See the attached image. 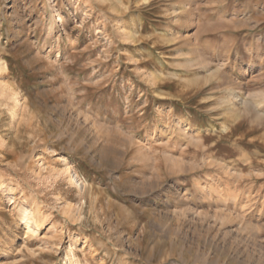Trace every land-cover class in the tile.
Segmentation results:
<instances>
[{
  "label": "rangeland",
  "instance_id": "obj_1",
  "mask_svg": "<svg viewBox=\"0 0 264 264\" xmlns=\"http://www.w3.org/2000/svg\"><path fill=\"white\" fill-rule=\"evenodd\" d=\"M0 58V264H264V0H0Z\"/></svg>",
  "mask_w": 264,
  "mask_h": 264
},
{
  "label": "bare ground",
  "instance_id": "obj_2",
  "mask_svg": "<svg viewBox=\"0 0 264 264\" xmlns=\"http://www.w3.org/2000/svg\"><path fill=\"white\" fill-rule=\"evenodd\" d=\"M49 19H55V21L52 20L53 21L52 27H51L52 31H54V29H56L57 26L63 25L64 22L67 20L66 17L61 14V11L59 9L53 10L52 13H50V15H49ZM18 25H19V23L15 22V24L13 26L16 27ZM117 25H118L117 28L121 29L122 28V20H118L117 21ZM13 33H14V31L12 30V34ZM175 34H176V32H175ZM59 40H60V37H58L54 42L59 41ZM67 40H68V37H67ZM53 43L46 44L45 45L46 47L42 48V50L43 49H47V50L48 49H52L53 46H54ZM58 57H60L59 52H57V54H56V58H58ZM200 57H201V55H200ZM7 68H8V65H7L6 61L3 58H0V74L5 72V71H7ZM246 71H247L246 67H238L236 75H241V74L245 73ZM0 79H1L0 80V95L1 96H6L7 99L9 100V102H10L9 112H10V115H11L12 119H14L18 115V111H19L18 95H17L16 91H14L12 89V87L10 88L9 87L10 85H8L6 83V81L3 80L4 78L0 77ZM230 99H231L230 103L232 104L233 107H237V104H239L244 109L255 110V112L257 114L256 116L263 115V113L259 111L260 108L257 110L255 102L250 101V99H248V98H246V99L240 98L238 93L236 91H234V90H232L231 93H230ZM257 104H259V103L257 102ZM166 118H167V116L161 117V120H162L161 123L165 122L168 119V118L167 119ZM255 119H257V118H255ZM186 121L187 120L184 117V118H181V121L179 123H185ZM58 160L60 162L57 164V166H60V167L58 169H54L53 168V170L51 171L50 175L48 174L47 176L51 178V182H54L57 177L70 175L72 173L70 177L68 176V178H70V180L72 181L73 178L71 179V177H73V170H72L71 165L69 164V161H68L67 157L64 156V155H61V157H59ZM44 170H46L45 157H44L43 154L39 153L38 157L36 158V160L31 165L30 172H31V174H33L37 178H39V177L42 178ZM5 188H6L5 182L4 183H0V190H4ZM10 199H13V198L9 197L8 200H10ZM12 201L13 200H11V202ZM19 211H20L21 219L24 220V222H25L24 223L25 226H27L28 223L30 222V218L33 217L35 219V213L32 210H31V212H32L31 213L28 206L20 205ZM30 216H32V217H30ZM34 219H33V221H34ZM68 233H69L68 238L70 239V242L72 241L71 238H73V237L78 235V232L76 230H68ZM65 259H66V264H78L74 260L75 259V254H74V251L72 249V243H70L69 248H67V251H66V254H65Z\"/></svg>",
  "mask_w": 264,
  "mask_h": 264
}]
</instances>
